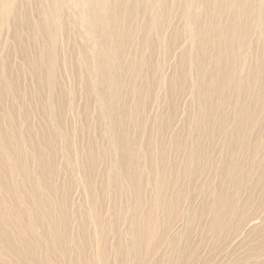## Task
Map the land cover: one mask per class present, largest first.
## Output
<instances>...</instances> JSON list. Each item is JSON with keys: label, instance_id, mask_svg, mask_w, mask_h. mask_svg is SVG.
<instances>
[{"label": "rangeland", "instance_id": "1", "mask_svg": "<svg viewBox=\"0 0 264 264\" xmlns=\"http://www.w3.org/2000/svg\"><path fill=\"white\" fill-rule=\"evenodd\" d=\"M106 1L0 0V264H264V0Z\"/></svg>", "mask_w": 264, "mask_h": 264}, {"label": "bare ground", "instance_id": "2", "mask_svg": "<svg viewBox=\"0 0 264 264\" xmlns=\"http://www.w3.org/2000/svg\"><path fill=\"white\" fill-rule=\"evenodd\" d=\"M106 0H102V3L100 4V5H98L97 7H100V9L99 8H97V10L99 9V12L101 13L100 15H102V14H104L105 13V10H106V8H107V5H106ZM101 18H102V16H101ZM91 22H90V27L92 28V31H93V33H96L95 32V29H94V26H93V23L92 22H94L95 23V21H94V19L93 18H91ZM111 27V26H110ZM103 35L105 34L106 35V32H105V30H103L102 32H101ZM100 33V34H101ZM101 54H102V57L103 56H110V55H112L113 54V52L112 51H109V50H107V49H104V50H102V52H101ZM101 57V56H100ZM114 95H115V93H114ZM115 97V96H114ZM54 256H56V255H54ZM37 262H38V260H36ZM27 264H35L33 261H31L30 263H27Z\"/></svg>", "mask_w": 264, "mask_h": 264}]
</instances>
